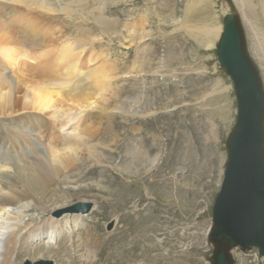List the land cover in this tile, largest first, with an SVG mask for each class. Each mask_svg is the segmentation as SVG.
Returning a JSON list of instances; mask_svg holds the SVG:
<instances>
[{
  "label": "rangeland",
  "instance_id": "374dc122",
  "mask_svg": "<svg viewBox=\"0 0 264 264\" xmlns=\"http://www.w3.org/2000/svg\"><path fill=\"white\" fill-rule=\"evenodd\" d=\"M50 2L55 3L58 9L53 16L27 11L20 5L22 6L20 8L30 15H26L19 24L8 12H0L2 13L0 15L4 16L3 20H6L4 23L0 18V28L5 31L8 25L7 31L10 30V35L13 37L16 35L18 39L16 41V37L15 40L12 37L14 41L9 42L13 41L14 44L8 45L17 51L25 47L17 55L22 56L30 51L27 52L29 55L37 50L34 51L36 57L32 56L35 60L31 56L30 60L14 56L18 60L15 65L17 68L15 66L13 68L0 53V73L6 71V75L3 73L4 79L12 78L14 87L17 84L15 79L25 83L21 89L26 92L28 87L43 83L44 79V82L49 80L51 84L55 81L54 83L59 86V80L73 76L74 84L77 82L73 89L80 92L82 88H88L89 77L104 76L109 72L116 74H112L113 77L109 73L112 79L106 87L110 91L105 92L103 99H107V105L101 101V108L104 105L106 111L89 113L77 126L81 130L88 124H95L92 125L96 132L94 130L95 134L88 140L89 150L81 151L78 156L79 163L71 165L72 168L69 167L70 169L68 168L66 173L60 175L57 182L50 186L51 194L45 199L39 197L41 201L38 204L31 203L29 213L22 222L38 223L43 218L55 216V213L62 209L57 208L49 214L47 209L53 204H63L66 208L77 202H90L91 211L82 217L80 223L83 226L79 224L78 228L72 227L74 229H71L72 231L68 232L62 221L49 247H45L42 242L34 243L32 247L43 246L48 249L44 258L51 261L50 264H210L212 248L208 241V232L214 199L219 191L226 162L225 143L235 124L236 101L232 83L216 59L215 45L219 35L212 43V47L207 49L198 44L199 36L196 30L208 25L221 27L222 15L235 9L242 18L249 55L258 67L264 84V0H58V2L50 0ZM199 2H203L202 7ZM30 16L32 19H29ZM48 17H55L56 20ZM8 18H11V23L15 22L14 26ZM145 18L146 22L143 20ZM26 22L28 27L36 28V32L33 30L30 36V31L24 30L27 27ZM20 23H23V26ZM132 26L143 30L135 29L133 32ZM12 30L17 32L19 30V33ZM1 33V36L6 35L4 32ZM139 33L148 34L149 37L140 46H136ZM59 35L64 40L62 38L61 40ZM99 35L101 39H98L101 42H90L94 36ZM31 36L37 37L34 39ZM46 37L50 39L45 40ZM55 38L61 40V43L59 40L53 42ZM48 40L49 42L52 40L51 44L48 42L50 45L46 43ZM41 42L50 47L45 50ZM53 43L55 45L51 46ZM15 44H20V47L16 48ZM36 46L38 48L41 46V49H44L43 51L40 49L41 52L46 55L37 54L40 50ZM63 47L74 48V51L79 48L80 51L78 49L71 52L75 55L84 48L82 55L70 63L76 64L73 71L67 70V67H70V64L66 63L68 60L65 62L58 60ZM144 50L148 51L143 52ZM101 54L102 59L106 60H101L99 57ZM60 62L65 64L62 65ZM64 70L66 71L63 73ZM35 72L43 73L40 76L44 78ZM12 73H15L16 78ZM217 79L222 80L230 89L227 93L215 92L212 86ZM20 94H16L15 97L21 96L19 98L22 99L20 100L22 103L24 102L22 94L25 93ZM62 97L60 96L59 102L57 100L58 103H55L52 109L45 111L48 114L35 112L47 122L44 121L47 126L44 125L45 128H41L40 131L27 129L29 127L27 124L14 125L12 118L16 119L19 113L10 117L0 115V143L4 138H13L12 133H17L16 136L21 138L24 148L20 152V149L15 151L11 150V146L0 145L2 150L0 158L5 154L4 162L10 163L9 160L12 159L17 165L20 159L26 162L32 160L30 164L35 158L36 160L40 158L37 156L42 155L46 146L44 143L51 141L52 137L54 140L60 138L58 123L59 126L68 124L66 116L61 121L54 118V121L50 113L53 115L54 110H59L61 102L64 107L61 109H67L66 99ZM13 99L12 102L15 101ZM33 107L31 105V109L28 107L27 109L34 111ZM215 108L219 112H216ZM134 113L137 116H132ZM169 123L173 126L171 130L168 128ZM210 123L214 133L213 139ZM20 131L25 132L21 134ZM165 137L168 138L167 141H164ZM171 138L175 139V143L169 142ZM134 150H137L138 156L131 158ZM169 153L177 162H170ZM189 155H193L195 161H192ZM183 156L189 159L188 167L179 164ZM164 160L170 163L173 168L170 173L174 172V176L169 174L171 167L166 165V161L163 167ZM199 167H206L202 175L196 171ZM9 175L6 174V177ZM185 179L186 186L183 185ZM7 182L6 187L10 186L9 181ZM6 187H1L3 192L7 191ZM71 215L66 216L69 218L68 222L72 219ZM92 232L94 236L91 235ZM85 237L91 250H94L93 257L86 259V262L81 258L84 254L78 250L77 244L68 247L69 241L81 242ZM19 249L24 251L27 247L24 245ZM23 254V252L15 254L17 264L22 262ZM231 254L234 264H264V258L256 249L246 253L236 249ZM25 263L26 261L22 264Z\"/></svg>",
  "mask_w": 264,
  "mask_h": 264
},
{
  "label": "bare ground",
  "instance_id": "6f19581e",
  "mask_svg": "<svg viewBox=\"0 0 264 264\" xmlns=\"http://www.w3.org/2000/svg\"><path fill=\"white\" fill-rule=\"evenodd\" d=\"M56 1L58 2V0H56ZM199 3L202 7L203 2H199ZM20 5L24 6L27 9V11H36V13L46 14L49 16H53V13H56L58 11L56 4L51 3L50 0H0V12H2V11L8 12L10 17L12 16L13 20L15 22L18 21L17 24H19L20 21L25 19L26 15L27 16L30 15V14H26L25 10L20 8V7H22ZM2 13H0V14H2ZM11 13L13 15H11ZM2 16L0 15V18L2 19V21L3 22L6 21V20H3L4 16L3 17ZM48 18L51 20H56L55 17H48ZM29 19H32L31 16ZM27 20H28V17H27ZM143 20H144V22L147 21L146 18ZM15 22H14V24H15ZM10 23H11V20H10ZM23 23H24V21H23ZM23 23H20V24H22V26H23ZM26 23H27V27L24 26L25 27L24 30L30 31V33H29V36H30L34 32L33 30H35V32H36V28L34 26L28 27V22H26ZM31 23H33V20ZM11 24H13V23H11ZM14 24H13V26H14ZM8 27L9 26L7 25V28L5 31H4V29L0 28V41H1L0 53L2 54L3 59L5 58V60H7L9 63H11L13 65V68H14V66L17 65V61H18L17 58L30 60L29 56L32 57L35 54L34 51H37V50H34V51L32 50L34 52L33 53L31 51L33 53V54L31 53L32 55L30 53L28 55L27 52H30V51H27V52L22 51V53L23 52H26V53L23 54L22 56H20L21 54H19V56H18L17 53L20 52L22 49L24 50L25 47L22 49H19L20 51H17L14 49V47H10L11 45H8L11 43L14 44L13 41L15 40L14 37H16V35H14L13 32H17L16 30L15 31L12 30L13 31L12 34L14 35V37L11 36L10 30L7 31ZM36 27H38V26H36ZM142 27H144V25ZM55 28H57V27H55ZM42 29H43V26H42ZM48 29L49 28H47V30ZM130 29H131V27H130ZM135 29H136V26H132L133 32L135 31ZM136 30L141 31V30H143V28H139ZM41 31H39V32H41ZM50 31H48V33ZM54 31H55V29H54ZM113 31H114V29H113ZM132 31H130V33ZM196 31L198 32V36H199L197 38L198 44L205 46L207 49H209L212 47V43L214 42V40L218 37V35H220L219 33L221 31V27L220 26L218 27L216 25H208L207 27L199 28ZM1 32H4V34H6V35L1 36V34H2ZM17 33H19V30ZM23 33H25V32H23ZM37 34H38V32H37ZM50 34H47V35L49 36ZM23 35H25V34H23ZM54 35H56V34H54ZM12 37L14 40L12 39ZM31 37H33V36H31ZM53 37H55V36H53ZM147 37H149L148 34L139 33L136 46H138V45L140 46V44L143 43ZM47 38L50 39V37H46L45 40ZM61 38L63 39L62 36H60V39ZM98 38L101 39V35L94 36L91 40L89 38L88 39L90 40V42L92 41V43H95L97 41L98 42L100 41ZM16 39H17V37H16ZM25 39H27V38H25ZM34 39H33V42H34ZM51 39H52V37H51ZM11 40H13V41L9 42ZM27 40L31 41V39H27ZM58 40H59L58 38L57 39L55 38V40L53 42L56 43V42H58ZM61 40H59L60 41L59 43H61ZM16 41H18V39ZM70 41H72V40H70ZM48 42H49V40L46 43H48ZM38 43H40V42H38ZM38 43H37V45H38ZM55 43H53L51 46L55 45ZM27 44H28V42H27ZM35 44H34V46H35ZM45 44H43L41 42L42 48L45 47V50H46L50 47L49 45L51 43L49 45L48 44L45 45ZM57 44H56V46H58ZM80 45H82V43ZM16 46L20 47V44L19 45L15 44V47ZM41 46L39 48L37 46L36 47H37V49L40 50ZM90 46H92V45H90ZM90 46H88V47H90ZM16 48H18V47H16ZM79 48H80V46H79ZM51 49H53V48H51ZM51 49H50V51H51ZM54 49H56V48L54 47ZM87 49H90V48H87ZM41 50H40V52H38V53L36 52V53L37 54L42 53ZM57 50H59V49H57ZM57 50H55V51H57ZM74 50H75L74 48L63 47L61 50L62 55L60 54L61 56H60V59H58V60H61L64 62H65V60H68V62H66V63L70 64L72 61H74L75 59H78L82 55L81 52H83L84 48H81V52L77 53L76 55H75V53H71ZM76 51H74V52H76ZM79 51H80V49H79ZM146 51H148V50H144L143 52H146ZM58 53H60V51ZM42 54H44V53H42ZM45 55L46 54H44L43 56H45ZM14 56L17 58H15ZM55 57H57V56H55ZM99 57L101 58L102 61L106 60V59H104V60L102 59V54ZM37 58H40V57H37ZM41 59H43V57ZM48 59L49 58H47V60ZM33 60H35V59L33 58ZM41 61H43V60H41ZM50 61H51V58H50ZM44 62H46L45 59H44ZM44 62H42V63H44ZM18 63H20V62H18ZM60 63L62 64L63 62H60ZM47 64H49V62H47ZM63 64H65V63H63ZM12 65H10V66H12ZM39 65H41V62ZM145 65L146 64H144V66ZM48 66L50 67V65H48ZM57 66H59V65H57ZM75 66H76V64H70V67L68 66L67 70L73 71L75 69ZM20 67H21V65H20ZM44 67H46L45 63H44ZM61 67L62 66H60V68ZM110 67L112 68V65ZM21 68H23V67H21ZM55 68L58 69L57 67H55ZM24 69H26V71H27V68H24ZM61 69H63V68H61ZM61 69H59V71ZM20 70L22 71V69H20ZM12 71H14V70H12ZM65 71L66 70H64L63 73ZM5 72L6 71H4L3 73L5 74ZM3 73H0V115H1V117L2 116H4V117L9 116L10 117L13 115L16 116V114L18 115V113H19V116L16 119L12 118L14 125H16V124H20V125L27 124V125H29V127L27 129L32 128L34 131L35 130L40 131L41 128H43V127L45 128L44 125H46V124H44V121L46 122V120L43 121V119H41V117L38 116V114H36L37 111L45 112V111L52 109L54 107L55 103L59 102L58 99H60V96L62 97V95H63L62 98H64V100L66 99L65 107L67 105V109H65V110L61 109V107H62V102H61V107H59V110H54L53 115H52V113H50L51 111L49 112L51 114V116H53L52 117L53 120L55 118V119H60V121H61L62 118H64L66 116L65 118H66V121L68 124H61L59 126V123L56 121L58 123L57 130L60 131L59 132L60 133L59 139H61V142H59V139L56 138V140H54V138L52 137L51 141H49L48 143H44V145L46 144V146L42 152V155L37 156V158L38 157H40V158L38 160H36V158H35V160H33V162H31L32 164L31 163L29 164V162L32 160L26 162V161H22L21 159L19 161L20 163L17 165L14 163V161L12 159L9 160V161H11L10 163L4 162L6 160L5 154L0 158V189L2 186L6 187L5 184L8 183L7 181H9V185H10V186L6 187L7 191L3 192L2 189L0 191V264H17L16 260H15L16 259L15 254H20L21 252H23L24 254L22 257V262L19 264H22L25 261H26V263H30V264H35V263H39V262H41V263L43 262L44 264H50L52 262L47 260L46 258H44V255H46L47 254L46 252H48V249H46L45 247H49L50 242H53L54 237L57 233L56 231L61 227L62 221H64V224H65L64 226L68 229V232H69L72 229V227L74 228L75 226H77V228H78L79 224L81 226H83L80 223V221L82 220V217H84V215H81V214L71 215V214L65 213V214H62L60 216H56L58 213V211H57L55 213V216H49L48 219L43 218L38 223H33V222H28V221H27L28 223H26V222H22V220H24V217L26 216V214L29 213V208H30L31 203L32 204H38L39 201H41V199L39 200V197L45 199L49 194H51L52 190H50V186L53 185L55 182H57L60 175H64L69 167L72 168L71 165L79 163L78 162L79 161L78 156H79V153L81 151L89 150V147H88L89 141L88 140L91 138V136L93 134H95L94 133L95 127H93V125H95V124L94 123L88 124L81 130L78 129L77 126L82 119L84 120L85 118H87L89 113H93V112L94 113H100L101 110H105L104 105H107L106 104L107 99L105 98V100H103L104 94H105V92L110 91V90L108 91L109 88L106 87V84H108V82L112 79L111 76H113L116 73L113 74L112 72L111 73L109 72L111 74V76L109 73H107L104 76L102 75V76L89 77L90 83L89 84L86 83V85L88 84L87 85L88 88L87 89L82 88L83 90H85L84 92H83V90H81L80 92H77L76 89H73V88H75L74 86L77 82L74 84L73 78H72L73 76L71 78L69 77L72 74V72H71V74H69L68 79H65V77L67 76L66 74H65L66 76L64 75L65 80H63V78L61 79V77H63V75L61 77H58L63 82L61 80L57 79L56 78L57 76H54L55 79L60 81V83H58L59 86H57L56 83H54L55 81L54 82L52 81V84H51L50 83L51 81L49 82V80H48V82L50 83V84H48V82H46V81L44 82L45 79L43 80V83H40V81H39L40 84H38L37 83L38 79H36V77H35L37 84L32 86V87H28L26 92L22 91V89H21L22 85L25 86V83L18 81V79L17 80L15 79V81H17V84L14 87V85L12 83V78H10L9 80L4 79L6 74L3 75ZM19 73L21 74V72H19ZM37 73H39V72H35V74H37ZM61 73H62V71H61ZM14 74L15 73H12V75H14ZM28 74L29 73H27V76H28ZM40 74L41 73H39L38 76H40ZM41 75H43V73ZM81 75H83V74H81ZM14 76L16 78V75H14ZM14 76H13V78H14ZM34 76H36V75H34ZM40 77L44 78L43 76H40ZM51 77H53V76H51ZM23 78H24V76H23ZM42 78H41V81H42ZM33 79H34V77H33ZM57 80H56V82H58ZM71 82L73 84H71ZM26 85H27V83H26ZM212 87L215 90V92L217 91V94L227 93L230 90L226 85H224V82H222V80H220V79L215 80ZM20 93H25V94H22L23 95L22 98L24 99V102H22V103H21L22 99L19 98L21 96H19V97L17 96L18 98L15 97L16 94L19 95ZM13 97L16 99H13ZM12 99L15 101L12 102ZM57 100H58V102H57ZM64 100H62V101H64ZM101 101H104L103 103H105L102 106L104 109L101 108V104H102ZM28 105H30V107H31V105L34 106L35 107V109L33 107L34 111L28 110L30 108ZM27 107H28V109H27ZM56 108L58 109V107H56ZM62 108H64V107H62ZM215 110H216V112H219V111H217L218 110L217 108H215ZM42 114H44V113H42ZM46 114H48V112ZM65 114H67V115H65ZM132 116H137V114L134 113ZM50 120L52 121L51 118H50ZM209 125L211 126L212 124L210 123ZM97 128L100 129V127H97ZM168 128H169V130H171L173 128L171 123H169ZM210 128H211V133H212L211 138L212 137L214 138L212 126ZM21 132L22 131H20V133ZM23 132H25V131H23ZM42 132H44V131H42ZM95 132H96V130H95ZM16 134H13V133L11 134V136L13 138H8V139L4 138V140L2 141V143H0V145L2 147L3 146H8V147L11 146L12 147L11 150L14 149L16 151V149H20L19 151L22 152L24 149L22 146V141L20 140L21 138L16 136ZM51 136H53V135H51ZM84 137L85 138L87 137L88 139L85 140ZM167 140H168V138L165 137L164 141H167ZM169 142L171 144L175 143V139L171 138L169 140ZM55 144H56V146H54ZM210 144H211V142H210ZM153 145H155V144H153ZM212 145H213V142H212ZM210 152L212 153V151H210ZM1 153H2V150L0 149V154ZM184 153H186V151H184ZM168 155H169L168 157L171 159L170 162H173V163L177 162V159H175L174 156H171V153H169ZM17 156H18V154H17ZM136 156H138V153H137V150H134V155H132L131 158H134ZM189 156H191L192 161H195L193 155H189ZM162 157H160V158H162ZM40 159H43V161ZM172 159H175V160L172 161ZM165 161H166V165L171 167L170 163L167 160H164V162L162 163L163 167L165 166ZM188 163H189V159L185 158L183 156L179 164L181 166L188 167L189 166ZM14 164H15V166H14ZM205 168L206 167H199L196 171H198L199 175H202L206 170ZM4 169H6V170L1 172V170H4ZM172 169L173 168L171 167L169 170V174H172L174 176V172L170 173L172 171ZM161 171H162V169H161ZM6 174H10V175L8 177H6ZM183 185L184 186L187 185L186 179L183 182ZM56 205L57 204H55V205L53 204L52 207L47 209L49 214L51 212H54L57 208H59V209H66L67 208V207L65 208V205H63V204L57 205V206ZM70 215L72 216L71 217L72 219L68 222L67 220L69 218H66V216H70ZM177 222H180V221H177ZM68 225H70V226H68ZM72 230H74V229H72ZM91 235L94 236L93 232L91 233ZM23 240H25L24 243H21ZM40 242H42L45 247H43V246L42 247H32V245L34 243L38 244ZM75 244H77L76 247L78 248V250L79 251L81 250L83 252L84 256L82 255L81 258L83 259L84 262L87 261L86 259H90L91 257H93L94 250L93 251L91 250L92 248L90 247V244H88V242L86 241V237L83 240H81V242H76V243L74 242L73 243L72 241L71 242L69 241L68 247L71 248ZM24 245H26L27 249L24 251H20L19 248H21ZM154 247H156V246H154ZM73 251H75V250H73ZM231 253H232V251H231ZM29 257H31L30 260H29Z\"/></svg>",
  "mask_w": 264,
  "mask_h": 264
},
{
  "label": "water",
  "instance_id": "95a60500",
  "mask_svg": "<svg viewBox=\"0 0 264 264\" xmlns=\"http://www.w3.org/2000/svg\"><path fill=\"white\" fill-rule=\"evenodd\" d=\"M215 49L219 67L232 83L236 118L226 139V162L212 207L210 264H234L231 251L236 249H256L264 258V84L235 9L222 15ZM91 208L90 202H77L56 216L86 215Z\"/></svg>",
  "mask_w": 264,
  "mask_h": 264
}]
</instances>
